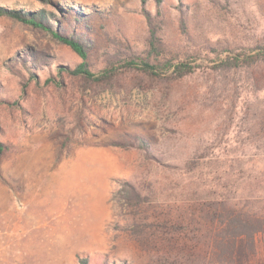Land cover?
I'll use <instances>...</instances> for the list:
<instances>
[{"label": "rangeland", "instance_id": "rangeland-1", "mask_svg": "<svg viewBox=\"0 0 264 264\" xmlns=\"http://www.w3.org/2000/svg\"><path fill=\"white\" fill-rule=\"evenodd\" d=\"M0 5L52 10L93 73L129 59L200 66L96 81L65 69L83 59L51 32L0 16V264H158L171 219L204 198L264 220V62L212 61L264 44V0ZM130 191L147 200L128 205ZM237 259L196 252L181 264H264V233Z\"/></svg>", "mask_w": 264, "mask_h": 264}, {"label": "trees", "instance_id": "trees-1", "mask_svg": "<svg viewBox=\"0 0 264 264\" xmlns=\"http://www.w3.org/2000/svg\"><path fill=\"white\" fill-rule=\"evenodd\" d=\"M157 1L161 2L162 0ZM0 16H7L51 32L83 59L73 69L68 66L65 69L96 81L111 80L128 68L138 69L153 77L167 75L170 78L179 79L193 73L200 67L193 64L190 59L179 61L170 58L156 61L129 59L111 63L99 74L93 73L88 66L86 45L75 36L64 34L56 29L53 22L55 13L52 10L46 8L36 11L18 10L0 5ZM154 35V31H152V36ZM150 44L157 52L156 42L151 40ZM212 61L214 62V69H237L253 66L264 62V44L253 49L236 51L233 55L219 56ZM59 70L61 72L63 68L60 67ZM2 149V143H0V150ZM124 197L128 201V205L133 207H138L147 200L146 196L137 191L127 192ZM226 204L225 200L204 198L192 205L194 213L190 217H188L189 212L185 210L188 216L182 213L183 216H178L180 218H172L171 225H174V229L170 230L172 234L167 238V241L162 242L164 246L159 249L158 264H181L182 258H192L196 252L205 255L210 254V256L222 252L229 258H238L237 261H242L250 254L255 253L258 246V234L264 233V220L237 206L229 208ZM163 221V224L170 223L168 218L163 219ZM194 224L197 227H194ZM196 238L202 244L196 242ZM82 263L88 264L87 259H83Z\"/></svg>", "mask_w": 264, "mask_h": 264}]
</instances>
